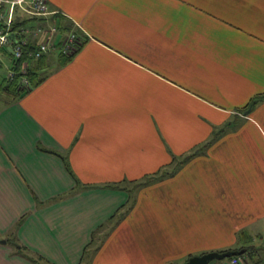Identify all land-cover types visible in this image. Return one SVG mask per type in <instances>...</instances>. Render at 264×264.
<instances>
[{"label": "crops", "instance_id": "obj_1", "mask_svg": "<svg viewBox=\"0 0 264 264\" xmlns=\"http://www.w3.org/2000/svg\"><path fill=\"white\" fill-rule=\"evenodd\" d=\"M46 2L53 19L18 21L83 41L0 97V264H184L264 239V0Z\"/></svg>", "mask_w": 264, "mask_h": 264}, {"label": "built area", "instance_id": "obj_2", "mask_svg": "<svg viewBox=\"0 0 264 264\" xmlns=\"http://www.w3.org/2000/svg\"><path fill=\"white\" fill-rule=\"evenodd\" d=\"M19 12L40 20L48 19L52 13L48 9L46 0H0V69L4 67L6 81H12L16 72L20 73V83L28 86L29 89L26 67L30 62L37 61L55 46L64 56L74 54L83 40L75 31L64 32L57 40L55 35L60 32L54 21L46 30L40 25L35 28L27 24L14 27ZM42 32H46V35L43 39H39V34ZM11 33L14 34V39L10 38ZM28 46L32 49L25 54L24 49ZM24 56H27L26 59L23 58ZM19 60H22L19 69L15 70L13 62L15 64ZM238 262H240L238 258L231 259L232 264Z\"/></svg>", "mask_w": 264, "mask_h": 264}, {"label": "trees", "instance_id": "obj_3", "mask_svg": "<svg viewBox=\"0 0 264 264\" xmlns=\"http://www.w3.org/2000/svg\"><path fill=\"white\" fill-rule=\"evenodd\" d=\"M57 20H58L57 21L58 22V24H57L58 26H60L63 29L69 28L68 26H65V25H64V27L61 26V18L60 19L58 18ZM26 21L27 20H23L22 22L16 21L15 24H14V27H16L18 25H21L22 23H26ZM31 49H32V47H29V46L26 47L24 49L25 54L28 51H30ZM72 55L73 54H71L69 56H65V58L63 59V62H67L71 58ZM26 57L24 56L23 58L26 59ZM42 58H43V56L41 58H39L37 61L30 62V67L28 68L27 74H26L27 77L30 80L29 88L32 87L33 85H36L37 83H39L43 79V76H39L38 72H37V69L42 67V64H41V59ZM21 61L22 60H19V61L15 62V64L13 62V65H14L13 68L15 70L19 69V65H20ZM19 76H20V74L16 72L13 80L9 84L4 85L2 82H0V92H5L9 96L10 95L11 96H17L20 93L24 92V90H22V89L19 90L18 87H17ZM256 98H257V100L262 99V97H260V96H257L254 99H256ZM256 102L257 101L255 100L252 103L255 104ZM161 176H162V174L149 176L144 181L147 182V181H149L151 179H155V178H158V177H161ZM241 238H243L242 240H243V245H244L241 249H244V253H242L241 255H234V256L230 257V259H232V258L240 259V262H238L237 264H264V246H255L254 244H252V238H250L244 232H241V233L238 234V239L241 240Z\"/></svg>", "mask_w": 264, "mask_h": 264}, {"label": "water", "instance_id": "obj_4", "mask_svg": "<svg viewBox=\"0 0 264 264\" xmlns=\"http://www.w3.org/2000/svg\"><path fill=\"white\" fill-rule=\"evenodd\" d=\"M10 38L14 39L15 36L13 33L10 34ZM1 242H5V240H0ZM244 253V249L240 250H226L222 252H208L201 255H196L188 258V260L184 264H208L212 260H221L224 258H230L234 255H241Z\"/></svg>", "mask_w": 264, "mask_h": 264}, {"label": "rangeland", "instance_id": "obj_5", "mask_svg": "<svg viewBox=\"0 0 264 264\" xmlns=\"http://www.w3.org/2000/svg\"><path fill=\"white\" fill-rule=\"evenodd\" d=\"M26 15H28L27 13H25ZM57 24H58V22H57ZM58 35H61L60 33L58 34ZM36 66V65H35ZM44 67H42V68H38L37 69V72H38V75L39 76H44L45 75V73L46 72H48L49 70H50V68H46L45 67V65H43ZM30 67V64H28V66L26 67V69L28 70V68ZM5 74H6V72H5V70H4V67L2 68V69H0V82H2L4 85H6V84H9L11 81H6V79H5ZM20 74V73H19ZM26 74H27V72H26ZM21 75V74H20ZM27 76V75H26ZM28 78V77H27ZM28 80H29V78H28ZM29 86H30V80H29ZM17 87H18V89L19 90H26V89H28V86H25V85H23L22 83H20V76H19V80H18V85H17ZM3 95H8V94H6L5 92H0V97H3ZM258 101L257 100V98L256 99H254V98H252L251 100H250V102L248 103V105L246 106V108L244 109L245 110V112H247V111H249V110H251V108L254 106V104L252 103V102H254V101ZM252 103V104H251ZM137 186V185H136ZM254 245L255 246H264V239H259L257 242H255L254 243ZM42 264H44V262H41ZM47 264V263H46Z\"/></svg>", "mask_w": 264, "mask_h": 264}]
</instances>
